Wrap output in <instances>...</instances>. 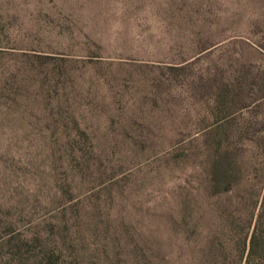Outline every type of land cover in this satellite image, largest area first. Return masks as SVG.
I'll return each instance as SVG.
<instances>
[{
  "label": "rangeland",
  "instance_id": "374dc122",
  "mask_svg": "<svg viewBox=\"0 0 264 264\" xmlns=\"http://www.w3.org/2000/svg\"><path fill=\"white\" fill-rule=\"evenodd\" d=\"M0 264H264V0H0Z\"/></svg>",
  "mask_w": 264,
  "mask_h": 264
}]
</instances>
